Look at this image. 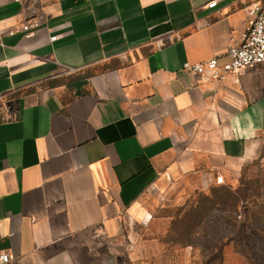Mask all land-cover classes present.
Listing matches in <instances>:
<instances>
[{
  "label": "crops",
  "instance_id": "1",
  "mask_svg": "<svg viewBox=\"0 0 264 264\" xmlns=\"http://www.w3.org/2000/svg\"><path fill=\"white\" fill-rule=\"evenodd\" d=\"M254 2L0 0L5 264H125L158 180L264 161V63L183 71L226 61ZM25 22L33 35L9 34Z\"/></svg>",
  "mask_w": 264,
  "mask_h": 264
},
{
  "label": "rangeland",
  "instance_id": "2",
  "mask_svg": "<svg viewBox=\"0 0 264 264\" xmlns=\"http://www.w3.org/2000/svg\"><path fill=\"white\" fill-rule=\"evenodd\" d=\"M223 180L164 177L143 196L125 264H264V161Z\"/></svg>",
  "mask_w": 264,
  "mask_h": 264
},
{
  "label": "built area",
  "instance_id": "3",
  "mask_svg": "<svg viewBox=\"0 0 264 264\" xmlns=\"http://www.w3.org/2000/svg\"><path fill=\"white\" fill-rule=\"evenodd\" d=\"M216 4V1H212L208 3V7L213 8ZM247 17L246 28L240 33L238 42L227 48L226 61H220L215 57L198 63L186 62L183 65V71L197 75L200 80L208 81L223 79L244 67L264 63V5L261 2L249 5ZM38 27V22H25L10 30L9 34L22 33L25 37H30ZM10 260V253L0 248V264L8 263Z\"/></svg>",
  "mask_w": 264,
  "mask_h": 264
}]
</instances>
